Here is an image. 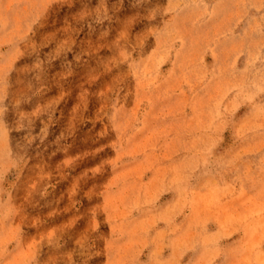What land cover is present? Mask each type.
I'll list each match as a JSON object with an SVG mask.
<instances>
[{"label":"rangeland","instance_id":"374dc122","mask_svg":"<svg viewBox=\"0 0 264 264\" xmlns=\"http://www.w3.org/2000/svg\"><path fill=\"white\" fill-rule=\"evenodd\" d=\"M0 264H264V0H0Z\"/></svg>","mask_w":264,"mask_h":264}]
</instances>
